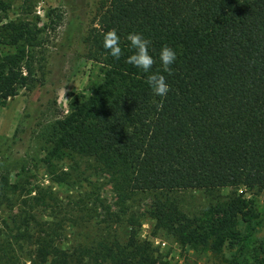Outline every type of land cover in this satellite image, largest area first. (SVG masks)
Segmentation results:
<instances>
[{
	"label": "trees",
	"instance_id": "obj_1",
	"mask_svg": "<svg viewBox=\"0 0 264 264\" xmlns=\"http://www.w3.org/2000/svg\"><path fill=\"white\" fill-rule=\"evenodd\" d=\"M113 28L119 60L103 47ZM101 31L104 81L56 121L50 154L93 159L125 198L147 194L150 201L142 215H125V237L109 227L79 240L65 223L83 222L84 212L41 220L36 213L51 203L31 189L38 193L30 209L2 217L0 264H168L140 236L142 216L184 246L218 252L239 241L238 218L249 212L237 192L264 189V0H110ZM132 32L150 39L152 72L161 67L162 46L176 51L172 74L162 73L170 85L166 97L153 94L148 73L125 62L133 54ZM24 60L20 51L0 54V99L28 84ZM222 188L234 195L210 220H194L173 197Z\"/></svg>",
	"mask_w": 264,
	"mask_h": 264
},
{
	"label": "rangeland",
	"instance_id": "obj_2",
	"mask_svg": "<svg viewBox=\"0 0 264 264\" xmlns=\"http://www.w3.org/2000/svg\"><path fill=\"white\" fill-rule=\"evenodd\" d=\"M109 1L5 0V8L0 9V54L22 52L29 76L19 94L0 99V224L2 217L23 215L30 209V197L38 193L30 191L37 188L51 203L36 213L39 219L84 212L83 222L66 221L70 236L76 233L79 240L85 235L91 240L113 227L123 238L130 232L125 215H142L150 201L147 194L125 198L93 159L74 153L62 158L50 154L56 121L104 81L105 56L97 41ZM63 176L67 183L59 180ZM233 195L230 188L190 189L173 197L199 221L213 219ZM237 196L247 203L244 207L249 212L238 218L240 239L234 246L226 244L218 252L184 246L165 231L155 230V221L146 216H142L140 236L150 240L168 264H262L264 189H240Z\"/></svg>",
	"mask_w": 264,
	"mask_h": 264
},
{
	"label": "clouds",
	"instance_id": "obj_3",
	"mask_svg": "<svg viewBox=\"0 0 264 264\" xmlns=\"http://www.w3.org/2000/svg\"><path fill=\"white\" fill-rule=\"evenodd\" d=\"M127 40L130 42L133 54L128 56L125 62L148 73L146 82L153 94L158 97H166L170 91V85L167 82V77L162 73L172 74L173 70L171 66L177 60L176 51L169 45L162 46L159 53L161 67L152 72L151 69L155 61L149 51L150 39L142 32H132L128 34ZM103 47L116 60H119L123 55L120 46V36L115 28L104 33Z\"/></svg>",
	"mask_w": 264,
	"mask_h": 264
}]
</instances>
